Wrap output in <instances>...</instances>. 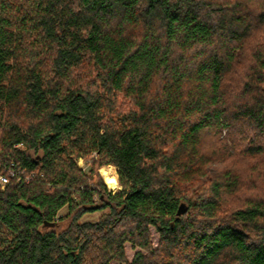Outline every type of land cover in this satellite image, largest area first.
I'll return each mask as SVG.
<instances>
[{
	"label": "trees",
	"instance_id": "trees-1",
	"mask_svg": "<svg viewBox=\"0 0 264 264\" xmlns=\"http://www.w3.org/2000/svg\"><path fill=\"white\" fill-rule=\"evenodd\" d=\"M263 27L260 0H0V264H264Z\"/></svg>",
	"mask_w": 264,
	"mask_h": 264
},
{
	"label": "rangeland",
	"instance_id": "rangeland-1",
	"mask_svg": "<svg viewBox=\"0 0 264 264\" xmlns=\"http://www.w3.org/2000/svg\"><path fill=\"white\" fill-rule=\"evenodd\" d=\"M255 2H257V0H255ZM261 4H264V0H260ZM255 5V4H254ZM259 7V6H258ZM258 32L260 33L259 35H257V38H256V42L259 41V43H264V27L263 29H259ZM262 34V35H261ZM260 37V38H259ZM255 42V43H256ZM227 134L228 132L225 130L223 133H222V137L223 139L226 138L224 141H219L218 144L216 143H212L211 146H213L210 150L212 151V153H216L214 155H218L219 157L221 155H224L225 154V161H223L222 159H219L217 160V162H215L223 171H231V173L233 172V174L235 175H238V176H242L244 175V169H245V161L241 160L240 159V154H236V153H232V155H235L237 157H233L232 160H230L228 157H227V153L231 150H233V147L235 146L233 144V140L231 141V139L227 138ZM217 148L221 151L218 152ZM224 151V152H223ZM218 157V158H219ZM79 166L84 170V171H89L90 170V165L89 163L86 161V160H79L78 162ZM217 165H214L213 164V167L209 166V164L206 165V167L214 170V167H216ZM206 167L204 166V172H206ZM98 173H99V176L101 177V179L103 180V182L105 183L106 187L108 186L109 188H111L112 186V182L110 181V178H111V175L113 174L116 179H117V169L113 166H104V167H101L98 169ZM194 179H196V181L193 183L194 187L195 188H198L199 187V184L202 185L201 187L203 188H207L205 185V181L207 180L206 178L204 177H200V176H195ZM118 182V181H117ZM107 183V184H106ZM107 187V189L109 191H116L118 189H120V186L118 184V187L115 189V190H110L109 188ZM225 201L227 203V206H234V205H237V204H240V193L238 194H235L234 196H232L231 194L230 195H226L225 196ZM109 212L108 210H104V211H101V212H96V213H92V214H86L82 219H81V222L82 223H85V222H97L101 216L104 214V213H107ZM67 213V209H63L61 212H60V216L62 215H65ZM66 225V222H64L63 224L59 225V227L57 228V231H63L65 229V226ZM52 229V228H51ZM153 243L156 245L157 244V237L156 235L153 236ZM129 251H128V256L130 257L132 254L129 247L127 248Z\"/></svg>",
	"mask_w": 264,
	"mask_h": 264
},
{
	"label": "water",
	"instance_id": "water-1",
	"mask_svg": "<svg viewBox=\"0 0 264 264\" xmlns=\"http://www.w3.org/2000/svg\"><path fill=\"white\" fill-rule=\"evenodd\" d=\"M187 209L188 208L185 204H181L179 209H178L177 216L180 217V216L184 215L187 212ZM46 226L53 227L54 224L46 223Z\"/></svg>",
	"mask_w": 264,
	"mask_h": 264
},
{
	"label": "built area",
	"instance_id": "built-area-1",
	"mask_svg": "<svg viewBox=\"0 0 264 264\" xmlns=\"http://www.w3.org/2000/svg\"><path fill=\"white\" fill-rule=\"evenodd\" d=\"M0 183L2 185V188L4 189L5 185L8 183V179L5 176H0Z\"/></svg>",
	"mask_w": 264,
	"mask_h": 264
}]
</instances>
